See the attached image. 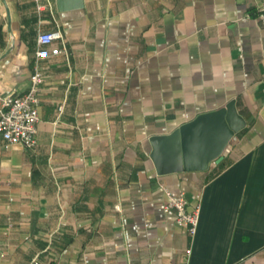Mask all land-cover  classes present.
Returning <instances> with one entry per match:
<instances>
[{
  "label": "crops",
  "instance_id": "obj_1",
  "mask_svg": "<svg viewBox=\"0 0 264 264\" xmlns=\"http://www.w3.org/2000/svg\"><path fill=\"white\" fill-rule=\"evenodd\" d=\"M263 1L0 0V106L29 88L40 32L62 50L36 146L0 134V264H264ZM232 100L228 154L177 168L165 137ZM169 192L201 205L194 237Z\"/></svg>",
  "mask_w": 264,
  "mask_h": 264
},
{
  "label": "built area",
  "instance_id": "obj_2",
  "mask_svg": "<svg viewBox=\"0 0 264 264\" xmlns=\"http://www.w3.org/2000/svg\"><path fill=\"white\" fill-rule=\"evenodd\" d=\"M38 10L43 8L44 0H35ZM264 11V1L259 8ZM57 35L54 32L42 31L38 34L34 69L30 85L22 94H9L1 97L0 134L8 144L19 143L26 148H34L37 144L38 123L40 121V92L45 80L43 60L59 55L62 50L54 44ZM169 199L165 205L167 210H173L176 223L186 227L191 237L198 231L201 215V205L188 208V199L184 193H168ZM187 255L191 249H187Z\"/></svg>",
  "mask_w": 264,
  "mask_h": 264
},
{
  "label": "water",
  "instance_id": "obj_3",
  "mask_svg": "<svg viewBox=\"0 0 264 264\" xmlns=\"http://www.w3.org/2000/svg\"><path fill=\"white\" fill-rule=\"evenodd\" d=\"M57 4L60 9L81 8L84 0H57ZM245 126L246 120L232 100L225 107L197 115L165 139L176 149L177 168L206 170L212 162H219L228 154L230 141Z\"/></svg>",
  "mask_w": 264,
  "mask_h": 264
},
{
  "label": "trees",
  "instance_id": "obj_4",
  "mask_svg": "<svg viewBox=\"0 0 264 264\" xmlns=\"http://www.w3.org/2000/svg\"><path fill=\"white\" fill-rule=\"evenodd\" d=\"M222 169H223V164H220V166L215 170V174H217Z\"/></svg>",
  "mask_w": 264,
  "mask_h": 264
}]
</instances>
